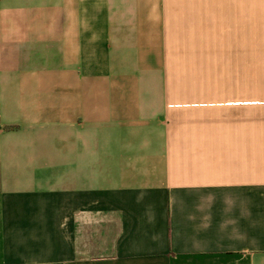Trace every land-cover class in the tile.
<instances>
[{"label": "crops", "instance_id": "1", "mask_svg": "<svg viewBox=\"0 0 264 264\" xmlns=\"http://www.w3.org/2000/svg\"><path fill=\"white\" fill-rule=\"evenodd\" d=\"M262 60L264 0H0V264H264Z\"/></svg>", "mask_w": 264, "mask_h": 264}, {"label": "rangeland", "instance_id": "2", "mask_svg": "<svg viewBox=\"0 0 264 264\" xmlns=\"http://www.w3.org/2000/svg\"><path fill=\"white\" fill-rule=\"evenodd\" d=\"M257 99L259 103H264V60L257 66Z\"/></svg>", "mask_w": 264, "mask_h": 264}, {"label": "trees", "instance_id": "3", "mask_svg": "<svg viewBox=\"0 0 264 264\" xmlns=\"http://www.w3.org/2000/svg\"><path fill=\"white\" fill-rule=\"evenodd\" d=\"M13 128V127H12Z\"/></svg>", "mask_w": 264, "mask_h": 264}]
</instances>
